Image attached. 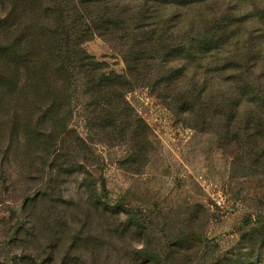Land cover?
Instances as JSON below:
<instances>
[{"label":"rangeland","instance_id":"374dc122","mask_svg":"<svg viewBox=\"0 0 264 264\" xmlns=\"http://www.w3.org/2000/svg\"><path fill=\"white\" fill-rule=\"evenodd\" d=\"M36 1L0 0V264H264V137L186 127L133 80L114 97L103 80L131 76L133 46L76 12L86 1ZM31 11L55 16L67 109L25 95Z\"/></svg>","mask_w":264,"mask_h":264},{"label":"trees","instance_id":"16d2710c","mask_svg":"<svg viewBox=\"0 0 264 264\" xmlns=\"http://www.w3.org/2000/svg\"><path fill=\"white\" fill-rule=\"evenodd\" d=\"M84 1L90 6L78 2L82 10L76 12L86 9L101 35L133 46L126 57L131 76L103 80H109L114 97L123 96L133 80L150 87L186 127L212 131L223 143L264 137V0H233L236 14L216 8L224 0ZM36 2L30 0L29 7ZM102 5L108 11L102 12ZM30 13L25 17V95L31 100L46 93L57 100V108L67 109L72 80L51 25L55 16ZM245 20L250 35L242 32ZM205 21L220 30L234 24L232 36L203 31ZM181 30L185 36L175 42L173 32Z\"/></svg>","mask_w":264,"mask_h":264}]
</instances>
